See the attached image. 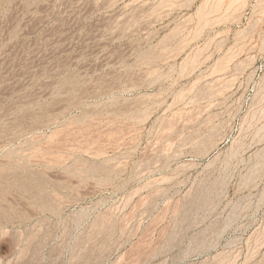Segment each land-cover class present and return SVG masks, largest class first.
<instances>
[{
	"label": "rangeland",
	"instance_id": "rangeland-1",
	"mask_svg": "<svg viewBox=\"0 0 264 264\" xmlns=\"http://www.w3.org/2000/svg\"><path fill=\"white\" fill-rule=\"evenodd\" d=\"M0 264H264V0H0Z\"/></svg>",
	"mask_w": 264,
	"mask_h": 264
},
{
	"label": "bare ground",
	"instance_id": "bare-ground-1",
	"mask_svg": "<svg viewBox=\"0 0 264 264\" xmlns=\"http://www.w3.org/2000/svg\"><path fill=\"white\" fill-rule=\"evenodd\" d=\"M47 195H50V194H47Z\"/></svg>",
	"mask_w": 264,
	"mask_h": 264
}]
</instances>
